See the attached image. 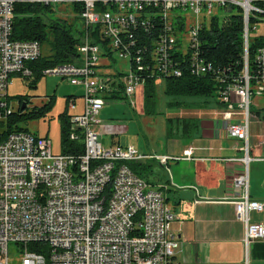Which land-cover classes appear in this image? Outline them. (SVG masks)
<instances>
[{
	"label": "built area",
	"instance_id": "built-area-1",
	"mask_svg": "<svg viewBox=\"0 0 264 264\" xmlns=\"http://www.w3.org/2000/svg\"><path fill=\"white\" fill-rule=\"evenodd\" d=\"M40 2L83 5L78 57L72 64L44 72L67 79L83 93L82 113L71 115L69 133L71 141L82 142L83 152L76 157L54 155L48 137L29 131L12 133L0 143V264H12L10 244L20 254L18 264H181L175 260L178 243L170 234L174 215L163 190L153 188L127 165L150 158L165 167L178 158L146 156L119 143L105 145L102 133L111 126L103 128L97 116L107 100L115 101L110 96L116 91L135 107L132 97L146 78L154 77L157 85L165 77L180 76L179 58L194 75L206 74L209 68L198 51L203 29H209L207 16L210 26L218 18L212 12L239 9L243 71L220 92V101L225 105L224 129L228 138L242 145L245 155L240 161L246 168L252 97L264 95V46L256 48L251 75L249 35L256 30L252 24H264V0ZM13 5V0H0V122L14 111L7 102L11 78L29 79L27 63L41 56L38 42L10 39ZM115 56L127 63L125 71L102 72V59ZM75 100L68 101L67 112L75 109ZM191 155L190 149L183 153L186 159ZM233 184L241 191L233 205L236 219L244 226L247 256L251 243L264 240V224L250 222V213L261 212L263 205L248 198L246 173Z\"/></svg>",
	"mask_w": 264,
	"mask_h": 264
},
{
	"label": "crops",
	"instance_id": "crops-1",
	"mask_svg": "<svg viewBox=\"0 0 264 264\" xmlns=\"http://www.w3.org/2000/svg\"><path fill=\"white\" fill-rule=\"evenodd\" d=\"M126 66L123 61L119 68L125 69ZM101 70L112 74L104 66ZM218 102L209 114L205 112L197 117L198 128L191 137L185 142L175 140L167 154L159 155L178 159L162 167L166 172L164 182L156 178L149 185L155 189L161 187L174 215L170 234L178 243L177 262L264 264V240L251 243L245 256L244 226L236 219L233 205L241 196L233 182L246 173L248 198L263 205L261 212L250 213V222L264 224V115L259 111L263 105L258 103L252 107L249 160L245 168L240 161L245 155L242 145L228 138L218 114L225 107ZM189 149L192 155L186 159L183 153Z\"/></svg>",
	"mask_w": 264,
	"mask_h": 264
},
{
	"label": "trees",
	"instance_id": "trees-1",
	"mask_svg": "<svg viewBox=\"0 0 264 264\" xmlns=\"http://www.w3.org/2000/svg\"><path fill=\"white\" fill-rule=\"evenodd\" d=\"M13 21L10 39L12 41H36L41 46L49 47V55L41 56L34 61L27 63L31 72L28 79V86L36 89L38 81L44 77V72L56 66L72 64L78 57L77 46L80 45V29L67 24L55 16V9L42 0H13ZM39 1V2H37ZM76 15L81 14L83 5L80 2L71 4ZM213 18L208 30L205 28L201 34V45L199 46L198 57L208 67L206 74L196 76L192 73L187 62H181V74L178 77L169 76L165 81L163 92L172 102L167 103L170 108L190 109L191 105L179 101L184 97H211L214 93L220 96V92L238 80L243 71V21L239 9H229L222 18ZM264 46V36H257L249 41L248 67L252 75L254 71V54L256 48ZM178 57V55H177ZM174 58V57H173ZM186 59V58H185ZM184 59V60H185ZM121 75V74H119ZM154 77H148L144 83V106L143 113L146 116L156 114V84ZM121 88V86H119ZM111 94L110 99H123L119 94ZM264 96V95H263ZM75 96H66V110L58 115L60 125L61 154L80 156L83 152V144L80 141H71L69 133L71 129V116L67 112L68 101ZM18 102L16 111L6 114L4 122H0L5 128L0 132V143L10 134L16 132H28L24 126L17 122L27 123L28 121L45 118L55 103V96H46L48 101L41 107L28 108L29 96L10 97ZM7 98V102L9 101ZM264 100V97H263ZM21 107H24L21 109ZM264 111V103L261 111ZM260 111V110H259ZM199 119L194 118H166L167 136L173 133L169 126L176 125V131L182 138H189L198 128ZM179 127V129L177 128ZM177 134V133H176ZM132 172L140 177L141 172L145 175L152 172V166L143 162H132L127 164ZM142 178V177H141ZM148 183H152L142 178Z\"/></svg>",
	"mask_w": 264,
	"mask_h": 264
},
{
	"label": "rangeland",
	"instance_id": "rangeland-1",
	"mask_svg": "<svg viewBox=\"0 0 264 264\" xmlns=\"http://www.w3.org/2000/svg\"><path fill=\"white\" fill-rule=\"evenodd\" d=\"M55 9V16L60 20L65 21L67 24L73 25L76 29L83 28V22L80 21L78 15L72 10L70 3H64L57 6H52ZM180 15H185L182 10L174 11ZM216 13V14H215ZM226 12L223 10H217V12H212V15L217 16L218 21L222 22V16ZM210 17L207 16V28H209ZM252 27H256V30L251 31L250 39L253 40L257 36H264V24H252ZM49 55V47L47 45L41 46V56ZM40 56V57H41ZM124 61V60H123ZM121 60L116 56L114 58L108 59V61L102 59L101 65L104 67L110 66L108 69L125 71V69L119 68ZM123 67V65H122ZM28 79L26 77L17 76L11 78V84L8 85L7 94L10 97L16 96H29L30 104L28 108L41 107L44 103L48 101L46 96H55V103L52 109L47 113L45 118L35 119L28 121L27 123L17 122L19 126H24L30 133H34L39 137H48L52 143V153L54 155L61 154L60 145V125L58 121V115L66 110V96H75V109H68V114L79 115L82 113V91L79 87L73 86L65 78L59 75H44L37 85L36 89H31L28 86ZM165 81L160 79L156 85V114L151 116H146L143 113L144 106V88L142 85L136 90V95L134 98V103L136 106H131L129 100L125 99L124 96L120 95L123 99H115V101L107 100L106 105L103 110L97 116V119L104 125L110 124L111 126L107 133H102L103 142L105 145H111L113 143L119 142L120 145H131L135 149L146 156H159L162 154H167L168 150L173 147L175 140L179 142H185L186 139L182 138L180 135V130L177 132L176 125L169 126L173 130V133L167 136V124L166 118H173L175 116L180 118H194L198 117L201 113L209 114L214 105L217 102L225 107V105L220 101V96L214 93L211 97H184L178 98L179 101L185 102L190 106V109L186 108H170L167 107L168 102H172V98L164 95ZM118 94V93H117ZM264 96L252 97V105L250 106V116L253 111V105L264 103ZM255 99V100H254ZM8 105L10 108H14V111L18 109V102L15 99L8 98ZM225 110V108H224ZM223 110L219 111L218 114L221 116ZM260 113L264 115V111L260 110ZM250 120V119H249ZM5 127L0 123V132ZM179 129V127H177ZM99 130V129H98ZM178 137V138H176ZM144 164L152 166V172H148L143 175L140 174V178H145L149 181H155L156 178L160 179V182L165 181V170L159 166L158 161L155 159L147 158L142 161ZM145 181V180H144ZM146 182V181H145ZM148 183V182H146ZM149 184V183H148ZM10 262L12 264H18L20 260V254L16 251V247L10 244Z\"/></svg>",
	"mask_w": 264,
	"mask_h": 264
},
{
	"label": "water",
	"instance_id": "water-1",
	"mask_svg": "<svg viewBox=\"0 0 264 264\" xmlns=\"http://www.w3.org/2000/svg\"><path fill=\"white\" fill-rule=\"evenodd\" d=\"M24 107H21V109H23Z\"/></svg>",
	"mask_w": 264,
	"mask_h": 264
},
{
	"label": "bare ground",
	"instance_id": "bare-ground-1",
	"mask_svg": "<svg viewBox=\"0 0 264 264\" xmlns=\"http://www.w3.org/2000/svg\"><path fill=\"white\" fill-rule=\"evenodd\" d=\"M68 65V64H67Z\"/></svg>",
	"mask_w": 264,
	"mask_h": 264
}]
</instances>
